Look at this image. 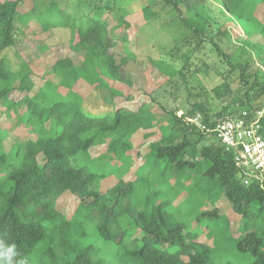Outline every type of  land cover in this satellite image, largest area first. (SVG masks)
Wrapping results in <instances>:
<instances>
[{
	"label": "trees",
	"instance_id": "trees-1",
	"mask_svg": "<svg viewBox=\"0 0 264 264\" xmlns=\"http://www.w3.org/2000/svg\"><path fill=\"white\" fill-rule=\"evenodd\" d=\"M24 1L0 0V105L7 114L14 111L16 126L34 139L4 151L7 133L0 129V234L7 233L21 256L29 263L35 258V264H264V182L245 184L233 154L185 122L196 114L209 124L210 117L247 113L253 119L262 112L264 140V18L258 12L264 0H216L225 21L240 28L242 36L235 41L249 52L248 59L228 54L232 38L226 27L211 35L208 0L159 1L177 16L186 36L169 52L170 63L151 61L153 67L168 83L212 73L219 84L209 96L220 102L215 113L205 100L177 117L151 97L163 122L149 105L135 111L114 105L124 93L113 84L130 85L122 68L131 56L127 52L116 60L111 53L116 43L101 20L105 10L116 9L115 0L80 15L66 0H30L31 8L21 13ZM117 10V26L128 27L127 12ZM142 13L145 20L157 16L149 7ZM31 22L44 32L69 30L77 38L70 49L82 56L79 65L69 58L56 61L50 74L57 81L44 80L34 93L29 65L22 60L12 65L3 57ZM206 50L216 58L212 67L200 59L191 71L193 57ZM80 83L90 88L84 96L74 90ZM13 91L25 95L14 103L9 100ZM91 99L100 105L92 107ZM139 132L145 140L156 132L159 138L149 143L135 179L125 181L133 163L132 139ZM100 146L106 153L91 156L90 150ZM107 178L115 183L102 192ZM182 193L187 197L178 200ZM66 194L79 201L69 219L56 211ZM196 195L199 201L192 206ZM220 197L239 218L236 237L229 221H220L218 209L201 210ZM204 229L209 244L198 241ZM89 236L100 245L87 242Z\"/></svg>",
	"mask_w": 264,
	"mask_h": 264
},
{
	"label": "rangeland",
	"instance_id": "rangeland-1",
	"mask_svg": "<svg viewBox=\"0 0 264 264\" xmlns=\"http://www.w3.org/2000/svg\"><path fill=\"white\" fill-rule=\"evenodd\" d=\"M66 1H68L69 8L77 15L82 14V12H91L99 3L101 6H105V3H107V0ZM159 1L160 0H115L116 9H113V11L105 10L102 13L101 20L107 26L108 36L116 43V47L111 50V53H113L117 61L121 58H125L127 52L131 55L122 68V76L130 82V85L113 84L115 88L117 87L124 93L123 97L114 99V105L116 107L128 108L133 111L137 110L141 105H149L151 113L158 116L161 122L164 121V116L158 106H153L150 103L151 97L157 100L167 112L175 113L177 117H180L185 110L190 109V104L205 100L212 105V112L215 113L217 107L220 106V102H213L212 97L209 96V91L219 84V80H217L212 73L206 76H187V80L184 82L180 77H175L173 81L168 83L166 77L161 75L153 67V61L166 60L170 63L171 61L168 57L169 52H171L186 36L182 26L177 21V16L169 9L162 8ZM207 4L210 10L211 35L214 36L216 30H219L221 27H226L228 31L231 32L230 35L232 38L230 44L224 41V45L226 46L227 44L229 47L227 50L228 54L234 53V57H239L240 59L250 58L249 52L240 47L235 41L236 38L242 36L240 28L225 21L226 18L221 13L219 1L208 0ZM31 6V1L25 0L19 11L21 13L27 12ZM143 7H149L152 12L157 13V16L145 20L142 13ZM119 8L127 12L125 21L128 27L117 26V18L120 15L117 9ZM258 12L260 18L263 19L264 6L259 7ZM23 31L17 45L6 50L3 53V57L12 65L16 64L19 60L29 65L31 70L30 77L34 84L32 93L41 86L44 80L53 79L57 81L50 74L51 67L56 61L69 58L74 65H79L81 63V54L74 53L70 49V45L74 44L77 38L75 35L72 36L69 30L58 29L44 32L40 25L31 22L23 28ZM200 59L201 62L204 61V63L211 67L216 61L214 55L210 53L209 50H206L196 55V58L193 57L190 63L191 71L199 65ZM260 70L264 74V64L261 65ZM74 90L84 96L90 91V88L80 83L74 87ZM200 94L202 96H200ZM24 95L25 93L13 91L9 95V100L16 103L20 101ZM126 97L129 99L126 100ZM89 103L92 107L100 105L96 99H91ZM22 109L23 108L20 106L16 109V112L21 113ZM260 113L262 115V112ZM15 123L16 117L14 111L7 114L6 108L0 105V129L7 133V137L3 141L4 151H8L15 142H24L34 139V136L27 129L18 127ZM142 134L143 133L139 132L132 139L134 147L129 155L133 163L128 173L123 177L125 181H133L135 179L134 171L141 166L142 159L148 153L149 143L159 138L158 132L147 140L142 137ZM213 140L216 141L215 138H213ZM209 142L210 138H207L205 143L208 144ZM200 146L201 145H199L198 148ZM105 153V146L94 147L90 150V154L93 157L104 155ZM248 182L249 179L245 178L244 183L247 184ZM114 183L115 179L107 178L101 185V191H106ZM201 192L202 191L198 192V194H201ZM185 197H187L186 193H182L178 200H182ZM198 201L199 197L196 195L190 203L192 206H195ZM78 203V199L66 194L57 201L56 211L69 219L74 214ZM214 207L222 214L220 221H229L230 233L236 237L239 234L238 228L240 221L239 218L232 213L229 204L223 197H220L213 206L206 204L201 210H212ZM205 234H207V231L204 229V234L198 238V241L209 244L208 239L205 238ZM87 242H93L95 246L100 245L99 241L95 242L94 236H89ZM35 263L36 259L34 258L29 264Z\"/></svg>",
	"mask_w": 264,
	"mask_h": 264
},
{
	"label": "built area",
	"instance_id": "built-area-1",
	"mask_svg": "<svg viewBox=\"0 0 264 264\" xmlns=\"http://www.w3.org/2000/svg\"><path fill=\"white\" fill-rule=\"evenodd\" d=\"M261 113L249 119L247 113L235 118H208L196 114L186 118L185 122L193 125L197 131L214 137L225 151L233 154L235 168L248 179L264 182V140L260 135L259 119Z\"/></svg>",
	"mask_w": 264,
	"mask_h": 264
},
{
	"label": "clouds",
	"instance_id": "clouds-1",
	"mask_svg": "<svg viewBox=\"0 0 264 264\" xmlns=\"http://www.w3.org/2000/svg\"><path fill=\"white\" fill-rule=\"evenodd\" d=\"M0 264H29L27 256H21L14 242H10L7 233L0 234Z\"/></svg>",
	"mask_w": 264,
	"mask_h": 264
}]
</instances>
